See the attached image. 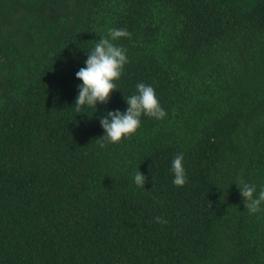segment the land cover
Here are the masks:
<instances>
[{"label":"trees","instance_id":"1","mask_svg":"<svg viewBox=\"0 0 264 264\" xmlns=\"http://www.w3.org/2000/svg\"><path fill=\"white\" fill-rule=\"evenodd\" d=\"M110 29L128 62L78 114ZM140 82L166 115L100 147ZM243 183L264 188V0H0V264H264Z\"/></svg>","mask_w":264,"mask_h":264},{"label":"clouds","instance_id":"2","mask_svg":"<svg viewBox=\"0 0 264 264\" xmlns=\"http://www.w3.org/2000/svg\"><path fill=\"white\" fill-rule=\"evenodd\" d=\"M128 35L123 29H110L109 38H99L95 47L87 52L84 67L75 73L76 78L81 82L74 100L78 114L82 106L87 105L96 109L97 103L107 104L112 92L117 90L114 81L120 78L128 60L126 50L112 41ZM136 89L137 93L125 100L127 104L125 111H108L100 118L99 123L104 130V134L98 140L100 147H104L106 142L118 143L135 134L140 127L142 115L155 119H162L166 115L151 85L140 82L136 85ZM183 159V154L180 153L172 160L173 184L177 187L184 186L187 180ZM145 179V175L139 170L134 175V183L137 187L143 188ZM237 187L243 198L244 208L250 214L261 211L260 205L264 203V188L258 195H254L255 185L243 183ZM155 220L160 224L167 223L160 217H156Z\"/></svg>","mask_w":264,"mask_h":264}]
</instances>
